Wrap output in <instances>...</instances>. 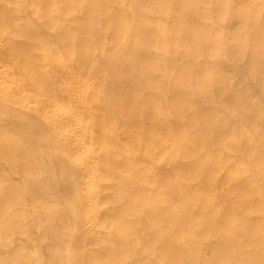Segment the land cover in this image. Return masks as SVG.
<instances>
[{
    "label": "bare ground",
    "instance_id": "1",
    "mask_svg": "<svg viewBox=\"0 0 264 264\" xmlns=\"http://www.w3.org/2000/svg\"><path fill=\"white\" fill-rule=\"evenodd\" d=\"M0 264H264V0H0Z\"/></svg>",
    "mask_w": 264,
    "mask_h": 264
}]
</instances>
